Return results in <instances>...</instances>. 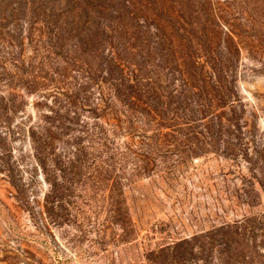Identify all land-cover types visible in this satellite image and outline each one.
Listing matches in <instances>:
<instances>
[{"label":"rangeland","instance_id":"rangeland-1","mask_svg":"<svg viewBox=\"0 0 264 264\" xmlns=\"http://www.w3.org/2000/svg\"><path fill=\"white\" fill-rule=\"evenodd\" d=\"M121 3L139 22L166 17L193 23L189 33L198 25V32L215 34L216 45L206 49L228 58L235 109L230 131L213 135V151L190 131L186 157L161 153L137 173L138 162L121 159L115 182L117 174L107 167L111 145H90L103 142L91 129L101 122L89 111L97 101L61 93L76 92L73 83L86 80L87 66L100 75L88 54L92 42L83 40L84 52L73 46L106 23L108 12L98 19L95 9ZM19 4L23 13L13 16ZM56 21L69 23L61 39L68 54H56L50 41ZM61 56L72 57L64 77L56 73ZM24 61L36 67L28 69L34 80L26 85ZM75 102L80 108L69 115L75 119L66 118L61 128L60 112L52 121L60 127L53 147L61 177L59 191L48 198L45 171L55 167L42 168L30 132L49 127L48 117L42 120L53 116L49 109ZM117 138L120 145L123 138ZM72 142L80 144L73 149ZM71 152L81 165L61 162ZM215 227L226 256L237 264H264V0H0V264H168L177 254L186 255V264L212 263L198 249V236ZM183 239L186 245L168 249Z\"/></svg>","mask_w":264,"mask_h":264},{"label":"trees","instance_id":"trees-1","mask_svg":"<svg viewBox=\"0 0 264 264\" xmlns=\"http://www.w3.org/2000/svg\"><path fill=\"white\" fill-rule=\"evenodd\" d=\"M124 7L126 5L121 3L118 7L105 6L102 9H95L96 14L99 15L98 19H102V15L108 12V19L106 17L102 19L106 20V23L102 25L101 21V24L95 26L93 32L88 31L90 35L76 36L78 43H75L73 50L79 48L84 52L87 48L83 40L92 42L88 54L100 75L95 77L89 74L93 69H88L87 66L86 80L73 83L72 89L76 92L71 95L67 89H62L61 93L67 98L75 95L77 100L84 94L81 100L84 98L87 102L93 97L97 101L90 106L89 111L95 113V120L101 122L95 123L91 129L96 138L102 136L103 142L92 141L90 145L92 148L93 146L108 148L104 141L111 145L108 159L113 164H108L107 167L113 168L117 174L115 182L120 178L118 167L121 166V159L138 162V165L134 164L136 167L134 170L137 173L138 169H145L148 163L156 162L161 153L174 154L176 151L186 157V148L190 150L192 146L186 138L190 131L200 134L203 137L201 144L213 151V145H215L213 135L218 136L219 132L222 134L230 131L232 126L230 113H233L235 109L232 93V78L235 73L233 69L226 66L228 58L220 54L215 55L206 49L216 45L215 34L198 32V25L196 30L193 29L195 30L193 33H189L193 23L186 21V26L183 22L175 24L166 17L154 23L144 20L139 22L131 17L133 15L129 10L126 11V16ZM22 10L24 7L19 4L17 7H12L11 14L13 16L22 14ZM42 11L47 16L52 14V11L47 8H43ZM53 24L55 27L51 29L50 35V41L51 38L54 40L52 46L60 50V53L56 54L62 55L64 52L68 54L69 47L67 48V43H62L61 39L65 29H70L69 23L64 22L62 26L63 22L56 21ZM71 28H73L72 25ZM75 28L77 29L78 25H75ZM192 47L195 50L190 51ZM199 47H204L207 51L205 50L203 54ZM61 58L64 59L57 63L56 73L60 72L64 77L66 74L64 70L72 64V57L61 56ZM24 64L26 65L24 84H31L34 79L30 77L28 69L34 70L36 67L32 61H24ZM14 66L18 68L17 64ZM204 66L208 67L203 69ZM27 74L28 77H26ZM51 75L48 78L57 84L56 78ZM93 82H96V91L95 89L92 91ZM189 87L192 88L189 89ZM193 92L194 96L191 95ZM66 104L61 105L58 111L49 109V113L53 116H42L43 121H46L44 117L50 120V122L47 121L50 124L49 127L47 125L40 130L30 132L36 157L45 165L42 168L55 167L50 170L51 174L45 171L46 182L50 186L48 198L56 195L60 185V174L55 171L59 168L57 166L60 155L55 153L53 147V142L57 138L55 128L60 127L53 125L52 121H56L55 114L61 112L62 125L60 126L62 128L64 120L75 119L69 115L71 113L76 115V110L80 108L76 102ZM77 118L74 124H80ZM117 137L123 138L120 145L115 144L114 140ZM79 144V142H72L68 145L74 149V145ZM96 149L98 148L95 147L94 150ZM70 154L71 157L66 156L65 159L63 157L61 162L70 163V165L82 164L77 154H75L77 158L75 160L72 158L74 153ZM94 159L95 156L91 161ZM96 161L101 162L100 159ZM49 210L52 211L50 208ZM219 233L220 228L215 227L198 236V249L206 256H211L210 259L213 258L212 263L204 261V264H237L235 259L226 256L223 252ZM183 245H186L185 239L168 249L183 247ZM168 264H186V255L177 254Z\"/></svg>","mask_w":264,"mask_h":264}]
</instances>
